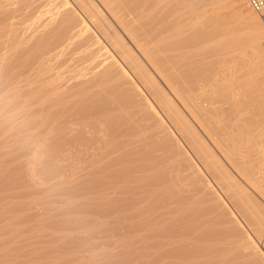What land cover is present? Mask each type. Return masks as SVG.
<instances>
[{
    "label": "bare ground",
    "instance_id": "bare-ground-1",
    "mask_svg": "<svg viewBox=\"0 0 264 264\" xmlns=\"http://www.w3.org/2000/svg\"><path fill=\"white\" fill-rule=\"evenodd\" d=\"M70 1L0 0V264H264V19Z\"/></svg>",
    "mask_w": 264,
    "mask_h": 264
},
{
    "label": "rangeland",
    "instance_id": "rangeland-1",
    "mask_svg": "<svg viewBox=\"0 0 264 264\" xmlns=\"http://www.w3.org/2000/svg\"><path fill=\"white\" fill-rule=\"evenodd\" d=\"M70 1V0H69ZM76 1V0H75ZM72 4H74V2L71 0L70 1ZM94 3H96V5L97 6H100V8L101 9H105V5H104V3H103V0H94ZM77 4V3H76ZM43 5V4H42ZM44 6V5H43ZM42 6V7H43ZM36 8V10H34V11H37L38 9L40 10V11H42V9H45V7H43V8ZM234 8V7H233ZM237 8V7H236ZM236 8H235V10H236ZM239 8V7H238ZM258 15V14H257ZM22 16V17H21ZM259 17L261 18V19H264V17L263 16H260L259 15ZM19 19V20H18ZM18 19H17V22L18 23H20V20H21V23H25L26 22V20L28 19L27 17H25V16H23L22 14H20V16L18 17ZM24 20V21H23ZM27 24V23H26ZM122 34H123V32H122ZM126 35V34H125ZM127 36V35H126ZM124 36L123 35V37H124V39H126V41L127 42H129L130 43V39H129V37L127 36ZM129 39V40H128ZM248 70V73H250L251 75H254V74H257V73H259L260 71H262V69H259V68H248L247 69ZM263 73H264V69H263ZM247 179H245V178H243L242 177V179H241V181H242V184L243 185H245L244 187H247V189H248V191L249 192H251V194H253V197L254 198H256V201L258 200V203H261V202H263V204L261 203V205H263L264 206V198H262V197H264V194H263V192H261L262 191V189L261 188H258V189H255V187H253V184L249 181V180H247ZM250 182V183H249ZM247 183H249V185L247 184ZM264 184V183H263ZM255 190H254V189ZM257 188V187H256ZM260 189H261V191H260ZM259 190V191H258ZM258 191V193H256ZM260 193H262V194H260ZM259 196V197H258ZM262 196V197H261ZM262 198V199H261ZM260 200V201H259Z\"/></svg>",
    "mask_w": 264,
    "mask_h": 264
},
{
    "label": "built area",
    "instance_id": "built-area-1",
    "mask_svg": "<svg viewBox=\"0 0 264 264\" xmlns=\"http://www.w3.org/2000/svg\"><path fill=\"white\" fill-rule=\"evenodd\" d=\"M247 2L254 12L264 17V0H247Z\"/></svg>",
    "mask_w": 264,
    "mask_h": 264
}]
</instances>
